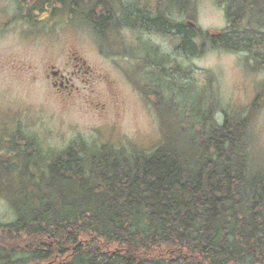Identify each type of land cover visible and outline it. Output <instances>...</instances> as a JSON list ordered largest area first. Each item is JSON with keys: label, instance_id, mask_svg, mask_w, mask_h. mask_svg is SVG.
I'll use <instances>...</instances> for the list:
<instances>
[{"label": "trees", "instance_id": "obj_1", "mask_svg": "<svg viewBox=\"0 0 264 264\" xmlns=\"http://www.w3.org/2000/svg\"><path fill=\"white\" fill-rule=\"evenodd\" d=\"M38 2L32 7L44 10ZM226 2L230 24L209 36L212 46L253 54L264 66V30L244 26L264 0ZM74 4L89 7L83 13L100 32L118 23L176 36L180 54L205 49L199 29L172 20L162 1L157 8L139 0ZM161 65V73L179 72ZM178 118L183 141L166 136L150 151L85 142L48 151L21 131L11 137L12 147H0L8 182L0 196L13 212L0 217V264H264V169L253 167L251 117L225 112L220 121L201 97L184 103ZM4 151L15 160L1 159Z\"/></svg>", "mask_w": 264, "mask_h": 264}, {"label": "rangeland", "instance_id": "obj_2", "mask_svg": "<svg viewBox=\"0 0 264 264\" xmlns=\"http://www.w3.org/2000/svg\"><path fill=\"white\" fill-rule=\"evenodd\" d=\"M44 1L0 0L1 148L12 147L9 140L22 138L21 131L48 151L84 142L150 151L166 136L176 143L183 141L187 135L179 112L184 103H198L202 97L220 121L225 112L251 117L253 167L264 169L263 60L213 47L209 38L230 24L226 0H189L182 7L168 0H139L153 8L162 1V11L172 20L193 23L205 48L200 55L178 53L176 36L118 23L100 32L83 13H90L89 7L77 6L75 0ZM118 1L129 2L110 3ZM36 2L46 8L32 7ZM245 22L244 26L264 30V10ZM155 62L179 72L161 73ZM77 63L90 70L75 80L80 92L71 98L58 96L47 77L51 66L71 70ZM3 155L1 159L15 160L5 151ZM33 159L40 163L36 154ZM17 164L23 165L21 155ZM20 172L18 168L12 172L18 182ZM3 174L0 171V185L8 183ZM12 213L0 196L2 220L13 219Z\"/></svg>", "mask_w": 264, "mask_h": 264}, {"label": "flooded vegetation", "instance_id": "obj_3", "mask_svg": "<svg viewBox=\"0 0 264 264\" xmlns=\"http://www.w3.org/2000/svg\"><path fill=\"white\" fill-rule=\"evenodd\" d=\"M50 71L51 74L48 73L47 77L48 80H51L53 90L58 96L66 95L67 98L80 92V87L75 82L76 78L90 74L89 68L84 69L83 65L81 66L79 63L74 64V68L71 70H62L52 65Z\"/></svg>", "mask_w": 264, "mask_h": 264}, {"label": "water", "instance_id": "obj_4", "mask_svg": "<svg viewBox=\"0 0 264 264\" xmlns=\"http://www.w3.org/2000/svg\"><path fill=\"white\" fill-rule=\"evenodd\" d=\"M190 24H193V23L190 22Z\"/></svg>", "mask_w": 264, "mask_h": 264}]
</instances>
